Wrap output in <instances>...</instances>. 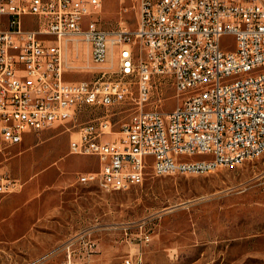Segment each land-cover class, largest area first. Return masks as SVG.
I'll use <instances>...</instances> for the list:
<instances>
[{"label": "built area", "instance_id": "built-area-1", "mask_svg": "<svg viewBox=\"0 0 264 264\" xmlns=\"http://www.w3.org/2000/svg\"><path fill=\"white\" fill-rule=\"evenodd\" d=\"M137 5L131 28L125 20L103 25V0H0V152L26 133L77 127L70 152L100 162L80 172L78 183L104 191L198 167L208 173L264 153V0ZM227 34L233 45L223 44ZM82 44L85 66L75 60ZM77 66L98 68L97 76L69 77ZM156 80L176 90L169 111L160 107V91L145 107ZM122 102L134 105L120 130L106 116L79 122L89 107ZM4 179L0 192L11 187ZM124 264L142 263L128 255Z\"/></svg>", "mask_w": 264, "mask_h": 264}, {"label": "rangeland", "instance_id": "rangeland-1", "mask_svg": "<svg viewBox=\"0 0 264 264\" xmlns=\"http://www.w3.org/2000/svg\"><path fill=\"white\" fill-rule=\"evenodd\" d=\"M137 17V0H103V25L125 20L135 28ZM234 43L233 35L223 37L224 45ZM80 49L75 60L85 66L87 46ZM97 69L77 66L69 77L91 79ZM154 89L145 107L154 105L159 91L165 95L161 108L169 111L176 106L170 82L161 86L156 80ZM133 105L89 107L79 122L106 116L120 130ZM139 107L143 102H136ZM52 140L63 154L70 134H57ZM11 146L0 152L2 159L15 154ZM83 157L70 154L60 165L70 172L81 167ZM63 190L61 212L49 220L54 241L32 242L31 253L20 246L0 247V264H124L128 255L142 264H264V153L208 173L149 177L127 190L104 191L78 182Z\"/></svg>", "mask_w": 264, "mask_h": 264}, {"label": "crops", "instance_id": "crops-1", "mask_svg": "<svg viewBox=\"0 0 264 264\" xmlns=\"http://www.w3.org/2000/svg\"><path fill=\"white\" fill-rule=\"evenodd\" d=\"M61 133H69L71 140L77 130L52 127L26 133L21 142L12 144L15 154L10 159L0 156V176L11 183L8 191L0 192V247L20 246L31 253L32 242L52 243L49 222L61 212L66 194L63 189L77 183L80 172L99 169L97 156L82 155L81 167L67 172L60 161L72 154L70 140L60 151L63 154H58L52 140Z\"/></svg>", "mask_w": 264, "mask_h": 264}, {"label": "bare ground", "instance_id": "bare-ground-1", "mask_svg": "<svg viewBox=\"0 0 264 264\" xmlns=\"http://www.w3.org/2000/svg\"><path fill=\"white\" fill-rule=\"evenodd\" d=\"M131 40H140V33H131ZM136 110H143V107H139ZM205 173V167L196 168V174Z\"/></svg>", "mask_w": 264, "mask_h": 264}]
</instances>
